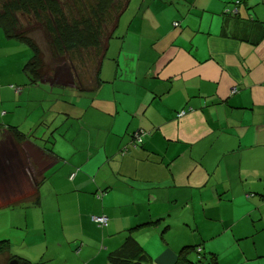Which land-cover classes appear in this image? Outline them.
I'll list each match as a JSON object with an SVG mask.
<instances>
[{
  "label": "crops",
  "instance_id": "obj_1",
  "mask_svg": "<svg viewBox=\"0 0 264 264\" xmlns=\"http://www.w3.org/2000/svg\"><path fill=\"white\" fill-rule=\"evenodd\" d=\"M229 1L138 0L125 33L108 42L97 87L94 70L84 84L88 75L69 71L30 85V51L7 56L14 63L6 70L0 61V214L17 216L6 229L34 232L15 237L23 249L15 260L110 264L132 230L161 262L172 247L144 239L140 225L165 216L162 199L205 193L228 213L223 225L246 223L242 237L232 235L240 249L233 264H264V39L252 44L253 15ZM237 9L239 23L227 16L221 36L227 10ZM257 15L264 22V11ZM25 46L0 29V48ZM94 215L109 226L99 228Z\"/></svg>",
  "mask_w": 264,
  "mask_h": 264
},
{
  "label": "trees",
  "instance_id": "obj_2",
  "mask_svg": "<svg viewBox=\"0 0 264 264\" xmlns=\"http://www.w3.org/2000/svg\"><path fill=\"white\" fill-rule=\"evenodd\" d=\"M129 1L0 0V29L7 39L21 42L32 50V57L24 67L30 85L40 86L42 82L55 77L58 70L70 71L77 79L82 80L83 76H87L89 73V65L83 60L85 52L88 63H91V60L94 59L93 65L95 66L93 67L95 68V84L97 87L100 81L98 77L100 62L102 63L105 57L108 42L113 38L118 28L119 18L127 10ZM225 16L226 20L222 26L221 36L228 37L229 34L226 33L230 27L228 17H235L236 22L239 23L240 16H232L231 14H225ZM20 17H25L27 22L25 23ZM29 18H34V25L30 24ZM251 24L253 36L250 40L252 44L257 45L264 39V22L254 19ZM87 50H94L99 59L94 55V58H92ZM236 92L237 89L233 90L232 94ZM182 112L179 113V117H182L180 116ZM184 113L186 114V111ZM12 129L17 139L20 140L25 136L19 130ZM137 136H139V139ZM142 142L141 134H135L132 144L137 147ZM125 152L127 151L125 150ZM75 175L76 173L71 178H74ZM249 196L251 195H247V197ZM97 198L101 199V195H97ZM39 202L40 200L37 199L34 203L38 205ZM167 212L164 217L145 222L139 228L155 225H159L158 228H160L164 223L165 226L161 233V237H163L169 229L173 228L170 224H165L172 211L167 210ZM94 217H101V215L91 217L92 222L99 228L104 229L109 226V218L108 225L103 227L94 221ZM186 225L190 229V223L187 222ZM193 229L196 228L193 227ZM193 229L192 231H195ZM126 233L122 246L115 253L109 255L110 264H196L190 258L194 252L199 256V262L201 263L207 259L211 264H219L215 253L206 251L204 246L195 243L183 246L178 253L172 248H168L161 262H157L135 239L132 230ZM219 234L212 236V239H216ZM166 245H168L167 242ZM9 252V242L7 240L0 241V255ZM15 258L16 256H12L9 262L14 261ZM17 259L18 264H39L20 257Z\"/></svg>",
  "mask_w": 264,
  "mask_h": 264
},
{
  "label": "rangeland",
  "instance_id": "obj_3",
  "mask_svg": "<svg viewBox=\"0 0 264 264\" xmlns=\"http://www.w3.org/2000/svg\"><path fill=\"white\" fill-rule=\"evenodd\" d=\"M138 0H133V5L131 8L126 12L125 18L122 20V25L120 28H117V30L114 33L113 38L118 36V31L121 30L123 27H125V19H127L133 14V11L135 10L136 6L135 3ZM231 7L234 5H242L244 12L249 11L251 15H253L254 19H257L258 15L257 13L260 11H264V0H234L229 1V4ZM125 14V13H124ZM25 23L26 18L20 17ZM30 24L34 25V18H29ZM36 23V22H35ZM146 26H149L147 23ZM151 29V28H150ZM148 30V27L145 29V31ZM123 32L122 30L120 31ZM125 33V31L123 32ZM122 35V34H121ZM26 47V48H25ZM24 48L20 49L18 47L12 48V51L8 50L6 47L0 48V61L3 63V69L6 70V67L13 65L14 59L7 60V56H12L13 58H20L24 55L25 52L30 51L31 57H32V50L25 46ZM87 53L91 55L92 58L96 57L99 59V56L96 54L94 50L90 51L87 50ZM94 55V57H93ZM29 56V55H28ZM83 60L84 62L89 65V73L88 78L86 76H83V78L87 79L83 81V84L86 81L91 80L92 78V71L95 69L93 66L94 59L91 60V63H88V60L86 59V54L84 52L83 54ZM90 62V61H89ZM26 64V63H25ZM3 70V71H4ZM67 70H58V72L55 75V78L57 76L61 77L63 74L65 75V72ZM59 73V75H58ZM63 73V74H62ZM95 82V77L93 78ZM10 78L3 77L2 82H8ZM92 81V80H91ZM43 91H48V86H45L42 88ZM42 94V92H41ZM43 107L46 109L47 112H49L48 106L45 104ZM205 195V193L203 194ZM203 195L201 198H192L187 197L182 198L180 196L179 203L176 204L173 201H170L168 204V201L162 199L161 201L157 202L156 205L160 207V209H168L171 210L172 213L168 216L167 221L165 222L166 225H171L173 227L172 229H169L167 233L161 237L162 230L164 228V223L160 226V228L157 229H149L146 228L143 230V233H147L144 239L154 240V242L162 243L163 245L169 244L172 248H176V251H180L183 246L188 245L189 243H195L197 245L204 246L206 251H212L217 255V260L219 264H233L235 261V257H237L238 253H240L239 245H237V239H233V234H238V237H242L244 233V228L246 223L238 222L237 224H234V221L231 223H227L224 227L223 223L219 220V217L227 218L228 213L224 214L222 209L219 206H216L215 203L211 201V198L205 197L203 198ZM5 213L6 215L2 214ZM167 214H169L167 212ZM249 213H247V219H249ZM213 217V220H211ZM17 218L15 213H6L1 212L0 214V241L5 240L4 236H7L11 238L13 241L10 252L4 253L0 255V264H7L5 257H7L8 254H11L13 256H17V254L22 253L23 249L21 248L18 243L21 242V239L27 236L28 233L33 234L32 227L29 230H24L22 227L20 229H6L7 225H12L9 223V221H15ZM234 220V217H232ZM246 219V222H247ZM189 222L191 227L190 229L187 227L186 223ZM245 222V221H244ZM3 223V225H2ZM38 223V222H37ZM234 224L233 230H223L222 227L225 229H228V227ZM199 228H197L196 226ZM195 227L196 229H193ZM195 230V231H192ZM219 232H221L219 234ZM216 234H219L216 239H212V236H216ZM245 234V233H244ZM19 237L20 241L16 243V238ZM241 243V242H240ZM153 250L155 251L153 255H155L157 246L154 245ZM210 256V255H209ZM191 260L195 262L196 264H211L210 261L205 259L202 263L199 262V256L197 253H192L190 256Z\"/></svg>",
  "mask_w": 264,
  "mask_h": 264
},
{
  "label": "built area",
  "instance_id": "obj_4",
  "mask_svg": "<svg viewBox=\"0 0 264 264\" xmlns=\"http://www.w3.org/2000/svg\"><path fill=\"white\" fill-rule=\"evenodd\" d=\"M184 115H185V113L182 112L180 116H184ZM137 138L139 139V136H137ZM94 221L97 224H99L100 226H103V227H106L108 225V217H106V216L94 217Z\"/></svg>",
  "mask_w": 264,
  "mask_h": 264
},
{
  "label": "clouds",
  "instance_id": "obj_5",
  "mask_svg": "<svg viewBox=\"0 0 264 264\" xmlns=\"http://www.w3.org/2000/svg\"><path fill=\"white\" fill-rule=\"evenodd\" d=\"M226 14H233V12L231 11V10H227V12H226ZM236 16H240V13H239V10L237 9V11H236ZM175 26H178V25H175ZM184 112V111H183ZM183 117V116H182ZM14 261H15V259H14ZM13 262V261H12ZM11 262V263H12ZM10 263V264H11Z\"/></svg>",
  "mask_w": 264,
  "mask_h": 264
},
{
  "label": "water",
  "instance_id": "obj_6",
  "mask_svg": "<svg viewBox=\"0 0 264 264\" xmlns=\"http://www.w3.org/2000/svg\"><path fill=\"white\" fill-rule=\"evenodd\" d=\"M11 264H18V262H17V260H15Z\"/></svg>",
  "mask_w": 264,
  "mask_h": 264
}]
</instances>
